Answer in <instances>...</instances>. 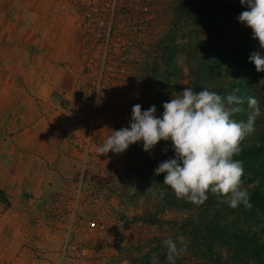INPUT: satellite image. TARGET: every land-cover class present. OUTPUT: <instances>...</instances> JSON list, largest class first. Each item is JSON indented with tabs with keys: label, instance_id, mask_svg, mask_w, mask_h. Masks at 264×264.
<instances>
[{
	"label": "rangeland",
	"instance_id": "374dc122",
	"mask_svg": "<svg viewBox=\"0 0 264 264\" xmlns=\"http://www.w3.org/2000/svg\"><path fill=\"white\" fill-rule=\"evenodd\" d=\"M181 2L188 7L195 0H0V89L32 94L25 106L37 105L33 114L51 122L50 132L43 125L24 127L21 146L36 154L45 148L41 137L49 132L59 155L50 160V171L36 169L9 207L0 202V213L16 219L12 230L25 236L24 253L12 264H132L159 244L155 254L166 261L162 241L178 236L187 242L178 264H212L189 247L187 221L197 217L198 205H167L145 193L133 172L144 170L145 159L160 158L165 141L150 153L142 142L122 154L98 156L96 151L111 130L129 125L134 105L142 110L155 105L160 116L172 93L194 88L199 77L236 73L234 50L216 42L202 26H172ZM245 10L238 5L218 17L230 30L254 40L252 30L238 21ZM169 32L178 33L181 49L174 56V70L167 69L162 57L161 41ZM188 49L199 55L211 51L223 62L222 71L201 76ZM43 89L52 94L33 95ZM31 184L37 185L31 189ZM220 252L223 258L229 254L225 248Z\"/></svg>",
	"mask_w": 264,
	"mask_h": 264
},
{
	"label": "clouds",
	"instance_id": "9594fccd",
	"mask_svg": "<svg viewBox=\"0 0 264 264\" xmlns=\"http://www.w3.org/2000/svg\"><path fill=\"white\" fill-rule=\"evenodd\" d=\"M240 3L246 10L239 14L238 21L252 30V38L264 50V0H240ZM249 61L257 72H264V55L260 52L251 53ZM238 93V88L221 95L207 88L197 92L185 87L163 103L160 116L155 105L142 110L136 104L132 107L129 125L111 130L103 143L97 145V154H122L138 142L150 153L160 141H171L174 157L159 163L154 175L165 174L163 185L177 199L202 205L211 193L231 208L241 204L250 206V194L242 180L243 162L234 157L242 151L241 142L255 132V122L264 109L256 97L249 96L247 119H235L245 112V98ZM145 193L163 198L166 189L157 190L151 185ZM162 245L167 250L166 264H175L187 251L183 236L175 240L166 238ZM151 264H159L155 253Z\"/></svg>",
	"mask_w": 264,
	"mask_h": 264
},
{
	"label": "trees",
	"instance_id": "16d2710c",
	"mask_svg": "<svg viewBox=\"0 0 264 264\" xmlns=\"http://www.w3.org/2000/svg\"><path fill=\"white\" fill-rule=\"evenodd\" d=\"M242 6L240 3H227L215 0H195L192 5L184 6L181 2L175 9L172 16V26L178 24L188 26L189 23L202 26L208 35L215 36L216 42L233 49V54L237 58L236 73L225 71L223 78L205 79L199 77L195 81L194 88L197 92L203 88L216 91L224 95L232 89H239L238 95L245 98V112L238 114L234 118L237 120L247 119V98L256 97L262 109H264V93L260 81L264 79V72H257L255 65L249 61V56L253 52H260L264 55V50L259 47V42L244 38L238 31L230 30L221 22L218 15L225 13L227 9ZM246 8V6H243ZM173 31V30H172ZM171 32V31H170ZM168 33L161 41L163 47L162 57L167 69H176L174 56L178 49L177 34ZM204 32V31H203ZM191 43L185 35L180 37ZM211 52V51H210ZM208 52L199 55L194 49H188L187 54L200 68L201 76L217 71L221 72L223 62L216 59ZM251 64L248 66V64ZM210 70V71H209ZM156 101L161 104L159 95ZM166 152L159 157L145 159L142 168L145 170L133 172L141 178V181L149 188L148 182L158 185L161 189H166L162 200L170 206H184L191 208L192 203L180 200L172 196L170 189L163 185L164 175H154L155 169L162 161L174 157L171 141L165 142ZM240 147L242 151L235 159L243 162L244 175L243 184L247 187L250 200L249 205L241 204L237 208H231L225 203L208 194V199L199 208L195 219H188V235L190 236L191 251L200 260L212 264H264V113L255 122V132L247 136ZM143 186V187H144ZM157 196H159L157 194ZM0 202L9 207L10 201L5 192L0 189ZM155 221H152L154 223ZM160 247V244L155 246ZM150 248L141 257H137L132 264H151L153 253L157 248ZM225 248L229 254L223 258L221 249ZM159 257V256H158ZM159 264H166L165 258L158 259ZM175 264H178L177 261Z\"/></svg>",
	"mask_w": 264,
	"mask_h": 264
},
{
	"label": "crops",
	"instance_id": "0c3cea01",
	"mask_svg": "<svg viewBox=\"0 0 264 264\" xmlns=\"http://www.w3.org/2000/svg\"><path fill=\"white\" fill-rule=\"evenodd\" d=\"M46 94L50 96L52 91L46 93L43 89L41 93L33 95L41 98ZM32 97V94L29 95L20 88L0 89V189L5 192L10 202L14 199L13 196L27 188L24 184H29V178L37 175V168L49 170L50 160H53L54 156L58 159L59 156L55 150V139L50 140L48 137L50 120H45V117L38 118L33 114L37 111L35 110L37 105L25 106V102L28 100L29 103ZM41 125L49 131L41 137L45 148L36 154L25 153L21 146L24 138L22 129L28 126L39 128ZM52 147L54 154L50 151ZM35 185L31 184V189H34ZM7 213L6 211L0 213V264H12L14 259L18 260L24 253L22 240L25 236L18 229L12 230L16 219Z\"/></svg>",
	"mask_w": 264,
	"mask_h": 264
},
{
	"label": "built area",
	"instance_id": "2783aa9c",
	"mask_svg": "<svg viewBox=\"0 0 264 264\" xmlns=\"http://www.w3.org/2000/svg\"><path fill=\"white\" fill-rule=\"evenodd\" d=\"M90 226H92V227H93V226H94V222H91V223H90Z\"/></svg>",
	"mask_w": 264,
	"mask_h": 264
}]
</instances>
